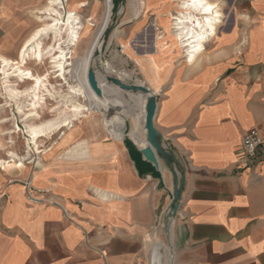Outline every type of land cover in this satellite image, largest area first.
<instances>
[{
    "label": "crops",
    "instance_id": "0c3cea01",
    "mask_svg": "<svg viewBox=\"0 0 264 264\" xmlns=\"http://www.w3.org/2000/svg\"><path fill=\"white\" fill-rule=\"evenodd\" d=\"M40 1L0 0L1 58L17 59L42 27L30 32L26 16ZM106 2L100 27L110 17ZM129 2L137 19L143 0L139 8ZM151 2L141 21L161 28L175 0ZM207 2L225 18L196 65L173 69L167 47L160 61L146 60L144 86L157 98L154 127L183 178L173 264H264V148L252 160L240 153L243 135L264 122V0ZM46 6L38 14L46 17ZM74 6L87 12L84 28L92 27L98 0ZM123 33L117 28L111 41L124 45ZM83 130L87 154L67 152L37 170L35 162L0 176V264H151L152 242L162 256L155 230L163 229L172 197L166 164L155 169L130 139L115 143L98 125ZM14 164L0 170L26 168Z\"/></svg>",
    "mask_w": 264,
    "mask_h": 264
},
{
    "label": "bare ground",
    "instance_id": "6f19581e",
    "mask_svg": "<svg viewBox=\"0 0 264 264\" xmlns=\"http://www.w3.org/2000/svg\"><path fill=\"white\" fill-rule=\"evenodd\" d=\"M133 1L135 8H139L140 0ZM69 2L70 0H47L45 8V16L48 18L47 23H44L40 29L32 34L26 45L24 44L25 46L22 50H19L20 52L15 61L0 57V64L2 65L4 75L2 83L7 96L6 99L14 101L23 99L27 101L25 110H20L19 112L22 113L23 121L28 122L27 134L29 138L28 151L25 155L18 157L14 152H7V159H0V168L11 163H24L31 157V152L33 155L44 157L52 149L51 147L40 149L39 143H41V139L45 138L47 134L59 132L63 128L69 131L73 127V121L82 123L83 120L92 117L95 113L100 114L102 129L107 137L117 143H120L124 139L126 131L125 119H132L131 131L128 133V138L138 149L144 148L147 145L144 129L147 95L138 90H124L121 96L104 99L103 97H97L87 84V71L94 63L92 58L93 52L101 48L102 36L108 27L110 17L102 27L99 26L96 30L94 35L96 36V40L89 46L83 65L78 69H71L72 64L68 60L72 59L71 50L76 46L84 25L83 19L78 14V11L74 9L75 6H69ZM106 4L108 6V13L111 16V0H107ZM175 8V13L166 19V23L162 28L163 39L153 44L151 53L145 52L141 56L145 60L160 61L162 48L167 47L170 52H174V55L182 53L187 65L194 66L198 63L199 56L205 52L206 44L211 42L217 35L219 25L223 23L225 17L216 4L209 3L207 0H175ZM118 13L123 14L124 9L120 7ZM116 29L112 30L104 52H101L100 57L97 59L100 72L96 70V79L105 78L106 81V76L116 74L123 77L126 84L144 86V83L131 81L129 79L130 76L128 77L125 73L116 71L109 62L104 61V57L109 50L113 31L115 32ZM41 35H52V43L44 45L43 41L39 39ZM121 48L126 51L130 48V45L124 44ZM46 63L51 64L50 69L54 70L52 74L60 77V79L65 80L64 75L68 71L75 82L74 87L68 85V90L82 98L85 103L84 105L76 104L65 107L63 113L68 118L63 121L53 119L36 123V119L34 118H37L38 111L44 108L46 97H52L56 92L49 89V87L53 88L49 81V70L39 74L28 66L43 67ZM160 64L157 68H160ZM136 65L138 66L137 62ZM67 67H70V69H67ZM19 83L22 84V87ZM106 83L113 85L107 81ZM70 118L72 120L69 121ZM140 122L143 124V128L140 127ZM15 133L16 131H9L2 134L10 135L9 140L6 142L7 144H12L11 136ZM62 135L64 137L65 133ZM63 140L61 138V141ZM29 145L32 147H29ZM73 154H75V151ZM164 218H162L163 229L159 234H163L167 244H164L162 241L158 242L162 250L161 257L164 264H173V250L170 243L174 218Z\"/></svg>",
    "mask_w": 264,
    "mask_h": 264
},
{
    "label": "rangeland",
    "instance_id": "374dc122",
    "mask_svg": "<svg viewBox=\"0 0 264 264\" xmlns=\"http://www.w3.org/2000/svg\"><path fill=\"white\" fill-rule=\"evenodd\" d=\"M45 1L46 0H41L40 2H38L37 5H32L26 11L28 22L32 25V30H30V32L36 29L37 27L41 26L43 23H47L48 21V18L38 14L37 11V9H40L41 7H43V5H45ZM81 1L91 2V0H70L69 6H74L76 5V3ZM143 3L144 5L140 10V14L138 18L133 19L130 13L129 0H126L125 2V5L123 7L124 9L123 14L118 13L119 8L121 7L120 0H112L113 8L107 28L113 26L112 30L114 28H118L120 31L122 30L124 33L121 38L120 36L118 37V41L122 42L123 44L130 45V48L124 51L119 45V43L116 41V39H112V41L110 40V45L107 55L104 57V61L109 62V64L116 71L125 73L128 77L130 76L129 79L131 81L133 82L137 81L138 83L139 82L147 83L149 81V72H150L149 67L145 58L141 55H143L145 52L151 53L153 43L155 41L163 39L162 28L166 23V20L159 21L161 28L158 27L157 20H155L154 23L152 20L151 22L147 21V23L143 24L141 19L144 20L148 16V14H143V11L146 12V10L149 7L154 6L151 0H143ZM103 7L105 10L104 0H98V6L96 7V12L94 13V15L96 16V21L93 22L94 25L92 27L86 25L84 31H82L79 37L76 46L73 48L71 47L72 59L68 60V62H71L72 64L71 69H78L83 65L88 48L93 41L96 30L98 29ZM78 14L81 17H84L85 15H87V12L78 11ZM39 17H44V18L43 20H39ZM113 18H115V23H112ZM51 38L52 35H46L41 37L40 40L43 41L44 45H48L52 43ZM170 58H172L171 62L173 69H180L182 71L189 70V66L185 63L182 53H180L179 55L178 54L174 55V52H171ZM136 62L138 66L136 65ZM50 66L51 64H47V63L43 67H37L34 65L28 66L30 69H32L35 72H38L39 74H42L45 71L49 70L50 72L49 81L52 87L54 88V90L51 87H49V89L51 91L56 92L53 94L52 97H46L44 108L42 110H39L38 117L34 118L36 119V123L46 122L53 119H59V121H63L64 119L68 118V116L66 117L63 113L65 107L76 104L84 105L85 103L82 98L78 97L77 95L70 92V90H68L69 86L71 87L75 86V82L72 79L71 75H69L68 71H66L64 75L65 80H63L60 79V77H56L54 74H52L53 73L52 71L54 70L50 69ZM2 69H3L2 65L0 64V93H2V96L0 94V103L5 104L7 102V105H4L0 109V159L5 160L8 157L6 155L7 152L9 151L14 152L15 154H17L18 157L24 156L25 153L28 151L27 146L29 143L28 142L29 138L27 134L28 122L23 121L22 113L19 112L20 110H25L27 101L22 99L20 101L6 100L5 102V98H7V96L3 89L2 82L4 75ZM67 69H70V67H67ZM96 70L100 72L99 68H96ZM112 75L115 76L117 79L121 80L123 83H125L123 77L116 74H112ZM97 83L100 90L102 91V97L104 99L121 96L124 92V90L120 89L118 86L107 84L105 78L97 80ZM19 85L22 87L21 83H19ZM3 120L6 121L1 122ZM70 120L72 119L70 118L69 121ZM95 120L97 122L96 124L101 128V130H103L101 124V116L99 113H95L92 117L83 120L82 123H80L79 121H73L72 123L73 127L69 131H67L66 128H63L61 131L52 132L50 134H47L45 138L41 139V143H39L40 149H44V148L48 149L49 147H51L52 149L47 153L48 155L44 157L40 155V158L36 159L38 155L35 156L31 152L30 153L31 158L25 161L26 168L22 170H16V169H11L9 171L0 170V176L2 174L21 173L25 169H26L25 171H27L30 167L31 169H33L35 166V162L37 164V167L34 169L37 170L38 168L40 167L42 168L43 166H45L48 162H50L51 159L55 158L56 156H61L62 154H67V152L68 154H73L74 151L75 154H87L88 143L86 142L87 141L86 139L82 138L84 131L83 129L85 128V126L93 130L95 129V127L97 128V125L94 124ZM125 126H126V131L124 134V139L128 138V133H130L131 131L132 119L126 118ZM140 127L143 128V124L141 122H140ZM9 131H16V133L11 136L12 144L6 143L9 140L10 135H2L3 133ZM64 133L65 135L63 137L62 134ZM104 135L107 137L105 132ZM61 138H63L64 140L61 141ZM109 139L112 140L111 138ZM54 143L55 145H53ZM29 147L32 146L29 145ZM18 164L21 163L17 162L14 165H18ZM159 230H160V225L159 228L155 230L156 231L155 241H162L164 244H166V239L163 236V234L160 233V235H158L157 232H159ZM150 262L151 264H163L161 256H159L158 254H154L153 242L151 243Z\"/></svg>",
    "mask_w": 264,
    "mask_h": 264
},
{
    "label": "water",
    "instance_id": "95a60500",
    "mask_svg": "<svg viewBox=\"0 0 264 264\" xmlns=\"http://www.w3.org/2000/svg\"><path fill=\"white\" fill-rule=\"evenodd\" d=\"M126 0H120L121 8L124 7ZM112 23H115V18L112 19ZM113 26H110L105 30L102 36L101 48L93 52L92 58L94 60L93 65L88 68L86 80L91 91L97 96L102 97V91L100 90L96 79V68H98L97 59L100 57V53L104 52V48L109 40ZM106 81L118 86L120 89L129 91H141L147 95L145 103V116H144V129L146 132L147 145L144 148L139 149L143 159L150 163L155 169H159V161L166 164L168 171L172 176V197L171 202L168 205L170 212L166 214L165 218L176 217V213L179 206L181 186L183 183L182 176H179L174 168L176 159L169 151H167L161 144L160 136L154 127V120L157 111V98L154 93H151L145 86H135L133 84H125L119 79L113 76H106Z\"/></svg>",
    "mask_w": 264,
    "mask_h": 264
},
{
    "label": "built area",
    "instance_id": "2783aa9c",
    "mask_svg": "<svg viewBox=\"0 0 264 264\" xmlns=\"http://www.w3.org/2000/svg\"><path fill=\"white\" fill-rule=\"evenodd\" d=\"M264 148V122L261 126L252 128L247 131L241 140V155L247 159L252 160L256 153ZM170 210L168 209L166 214H168Z\"/></svg>",
    "mask_w": 264,
    "mask_h": 264
}]
</instances>
